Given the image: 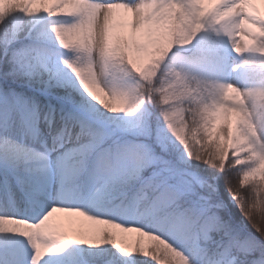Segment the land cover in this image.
<instances>
[{
	"label": "snow or ice",
	"instance_id": "snow-or-ice-1",
	"mask_svg": "<svg viewBox=\"0 0 264 264\" xmlns=\"http://www.w3.org/2000/svg\"><path fill=\"white\" fill-rule=\"evenodd\" d=\"M257 5L0 0V264H264ZM35 17L47 30L20 26ZM54 182L62 203L22 217L15 193L36 210ZM57 213L116 231L66 232Z\"/></svg>",
	"mask_w": 264,
	"mask_h": 264
},
{
	"label": "trees",
	"instance_id": "trees-1",
	"mask_svg": "<svg viewBox=\"0 0 264 264\" xmlns=\"http://www.w3.org/2000/svg\"><path fill=\"white\" fill-rule=\"evenodd\" d=\"M27 21V19H24L22 22H21V27H24L25 29H27V26L29 25V23ZM47 30V27H42V26H38L36 27V29H32L33 33H36V32H40V31H45ZM49 46L50 48H54L56 50V46H55V42L54 40H51L49 41ZM61 52H63V50H60ZM64 57H67V58H71V54L70 53H64L63 54ZM55 63L59 69V74L63 77V79L66 81V82H72L74 81V76L72 75V73L66 68L64 67L62 64L59 63V59L56 58L55 60ZM127 83L131 84L133 83V81L131 79H129L127 81ZM63 91V89L61 90ZM150 112H152L153 114V121H155V117L157 116V110L155 108H150L149 109ZM143 118V114L142 113H137L136 116L132 117L131 119H142ZM160 126L162 127V122H160ZM182 149H179V146H176V148L174 149V152L179 155V152H181ZM190 170L194 171L195 174L199 175L201 173V169L198 167V166H193ZM247 187V185H246ZM95 214V213H93ZM84 222H85V225L82 226V225H79L78 223V227L77 228H74V229H79V228H93V229H103V227L100 228V225H93L91 224L90 221H87L84 219ZM103 230H108V229H103ZM111 231H114L113 229H110ZM122 236V234H121ZM123 237V236H122ZM139 239V238H137ZM137 239H134L132 242H125V239H124V242L129 244V246H134L135 244V241ZM147 243V242H146ZM112 252H115L114 249L111 250ZM109 259H114V264H151L150 261H146L144 260L143 258H140V257H133V258H130L129 260H123L122 257H119V254L117 253L115 257H112V256H109L108 257Z\"/></svg>",
	"mask_w": 264,
	"mask_h": 264
},
{
	"label": "rangeland",
	"instance_id": "rangeland-1",
	"mask_svg": "<svg viewBox=\"0 0 264 264\" xmlns=\"http://www.w3.org/2000/svg\"><path fill=\"white\" fill-rule=\"evenodd\" d=\"M257 7L260 8L259 5H257ZM263 12V11H262ZM41 17H35V18H30V21L33 23V24H36L37 22H39ZM102 95V94H101ZM234 116L235 114L232 116V120L234 119ZM234 121V120H233ZM42 131H44L46 133V130L45 129H42ZM46 143H49L48 141H45ZM37 146V145H36ZM38 151L42 150L41 148V145H39V147L36 149ZM22 193V192H21ZM27 195V194H26ZM16 196V199L19 200V197L17 195ZM63 196V194H60L58 193L57 191H54V192H51V193H46L42 199V203L44 204V207L42 208L43 210H46L47 207L51 206V204H54V203H62V200H61V197ZM21 206V210H22V205L20 204ZM22 217H27L29 219H32L33 217L36 216V212H34V214L32 215V218L28 217V215H24V214H21ZM78 217L76 216H67L65 214H61V213H57L55 214V216L53 217V223H56L58 224L62 230H65L69 224V222L71 220H77ZM135 233H127V236L129 237V239H131L132 237H135ZM17 240V245L19 247H24V246H27V242L26 241H19ZM28 252H29V255H30V249H28ZM48 257L45 258L44 261H42V264H47V261H48ZM124 259V258H123Z\"/></svg>",
	"mask_w": 264,
	"mask_h": 264
}]
</instances>
